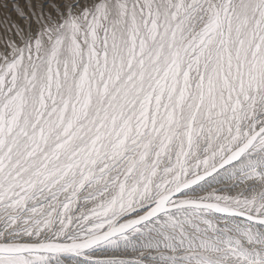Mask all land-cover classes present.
<instances>
[{
    "label": "snow or ice",
    "instance_id": "snow-or-ice-1",
    "mask_svg": "<svg viewBox=\"0 0 264 264\" xmlns=\"http://www.w3.org/2000/svg\"><path fill=\"white\" fill-rule=\"evenodd\" d=\"M0 264H264V0H0Z\"/></svg>",
    "mask_w": 264,
    "mask_h": 264
}]
</instances>
